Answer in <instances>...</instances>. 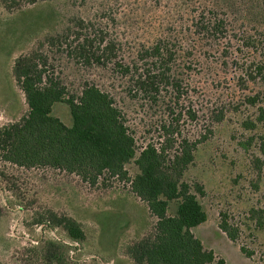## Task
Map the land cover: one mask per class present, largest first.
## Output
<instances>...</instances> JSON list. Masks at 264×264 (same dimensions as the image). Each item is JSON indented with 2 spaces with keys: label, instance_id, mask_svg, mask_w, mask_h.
Masks as SVG:
<instances>
[{
  "label": "trees",
  "instance_id": "1",
  "mask_svg": "<svg viewBox=\"0 0 264 264\" xmlns=\"http://www.w3.org/2000/svg\"><path fill=\"white\" fill-rule=\"evenodd\" d=\"M48 1L0 5L10 13ZM61 1L77 11L13 61L26 112L0 128V167L63 173L91 188L125 182L154 219L126 247L131 264H226L193 233L207 219L205 194L185 175L213 128L239 116L248 135L240 145L254 147L253 187L262 191L248 219L264 231V0ZM58 103L68 108L69 126L53 115ZM133 115L156 126L157 137L143 146L128 121ZM190 125L199 128L191 137ZM46 213L40 225L64 238L38 241L28 252L33 264H64L84 230L69 216ZM218 228L238 243L239 228L225 213Z\"/></svg>",
  "mask_w": 264,
  "mask_h": 264
},
{
  "label": "rangeland",
  "instance_id": "2",
  "mask_svg": "<svg viewBox=\"0 0 264 264\" xmlns=\"http://www.w3.org/2000/svg\"><path fill=\"white\" fill-rule=\"evenodd\" d=\"M75 11L61 0L25 6L10 13L0 5V128L26 112L23 93L11 76L13 61L33 47L44 33L56 29L63 17ZM89 12L87 8L81 14L87 16ZM92 76L98 79V75ZM200 82L204 85L201 78ZM207 100L204 96L202 103ZM202 111L209 113L204 105ZM53 115L65 125L71 124L66 105L55 104ZM198 118L206 117L199 113ZM145 119L136 115L128 117L138 146L157 137L156 126L153 129L150 126L155 123ZM240 119L230 115L213 128L212 136L198 147L185 175L187 180L199 181L205 194L200 202L207 219L193 233L205 249L212 250L226 264H264V231H255L248 219L249 209L259 201L262 191L255 192L253 187L257 178L251 169L249 153H254V147L244 151L240 145L248 137L239 128ZM198 129L190 125L189 136L197 134ZM2 167L0 264H33V255L28 252L32 246L50 238H64L61 229H53V235L40 225L48 210L75 219L84 230L85 239L71 245L64 264H131L125 254L126 247L144 235L154 219L146 205L128 191L125 182L111 181L106 187L91 188L63 173L14 168L5 171ZM128 170L132 175L133 167L128 166ZM221 212L239 228L238 243L230 242L219 230ZM240 246L253 255H243Z\"/></svg>",
  "mask_w": 264,
  "mask_h": 264
}]
</instances>
